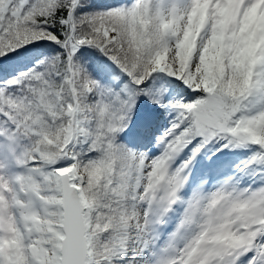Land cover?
Segmentation results:
<instances>
[{
    "label": "snow or ice",
    "instance_id": "6c2138e0",
    "mask_svg": "<svg viewBox=\"0 0 264 264\" xmlns=\"http://www.w3.org/2000/svg\"><path fill=\"white\" fill-rule=\"evenodd\" d=\"M0 264H264V0H0Z\"/></svg>",
    "mask_w": 264,
    "mask_h": 264
}]
</instances>
